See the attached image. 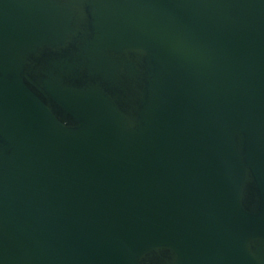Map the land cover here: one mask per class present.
Instances as JSON below:
<instances>
[{
  "label": "water",
  "instance_id": "95a60500",
  "mask_svg": "<svg viewBox=\"0 0 264 264\" xmlns=\"http://www.w3.org/2000/svg\"><path fill=\"white\" fill-rule=\"evenodd\" d=\"M0 264H264V0H0Z\"/></svg>",
  "mask_w": 264,
  "mask_h": 264
}]
</instances>
